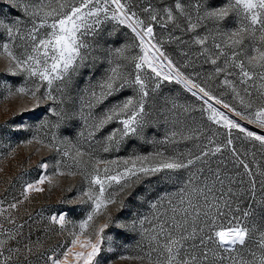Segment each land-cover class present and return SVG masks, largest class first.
<instances>
[{
    "label": "snow or ice",
    "instance_id": "snow-or-ice-1",
    "mask_svg": "<svg viewBox=\"0 0 264 264\" xmlns=\"http://www.w3.org/2000/svg\"><path fill=\"white\" fill-rule=\"evenodd\" d=\"M0 65V264H264V0H0Z\"/></svg>",
    "mask_w": 264,
    "mask_h": 264
},
{
    "label": "rangeland",
    "instance_id": "rangeland-1",
    "mask_svg": "<svg viewBox=\"0 0 264 264\" xmlns=\"http://www.w3.org/2000/svg\"><path fill=\"white\" fill-rule=\"evenodd\" d=\"M0 66H2V65H0ZM3 103L4 102L2 100H0V106H2ZM8 103H9L10 107H15L16 106L15 102L10 101ZM0 119H3V113L2 112H0ZM67 182L68 181H65V183H67ZM58 195H59V191L57 190L56 192L53 193L52 199L54 200L56 198V196H58Z\"/></svg>",
    "mask_w": 264,
    "mask_h": 264
}]
</instances>
